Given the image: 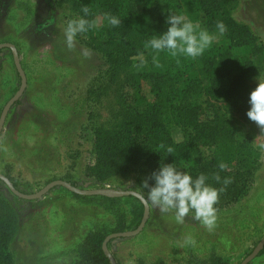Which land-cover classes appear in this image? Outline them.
<instances>
[{
    "label": "rangeland",
    "instance_id": "rangeland-1",
    "mask_svg": "<svg viewBox=\"0 0 264 264\" xmlns=\"http://www.w3.org/2000/svg\"><path fill=\"white\" fill-rule=\"evenodd\" d=\"M116 1L122 6L131 4L130 0ZM210 1L180 0L178 7H171L165 0H140L132 5L134 18L140 15L142 3L146 5L154 20L165 24L161 30L170 26L166 19L172 13L199 23L217 37L202 56L177 63L176 69L190 65L183 71L195 79L189 83L186 100L197 131L174 123L166 129L173 142L195 134L194 153L174 164L178 169L193 179L205 174L209 177L206 183L217 189L224 185L212 178L214 174L219 173L221 180L232 179L215 205L218 227L209 233L191 217L177 225L173 215L161 214L147 204L148 214L137 234L109 240L107 249L115 264H239L264 236V151L257 147L264 143V136L246 115L251 91L264 80V0H230L218 10L248 26L255 36L249 45L239 48L230 47L218 29L206 27ZM83 5L90 8L88 16L81 10ZM100 8L94 0H0V42L14 45L25 76L24 90L8 108L0 131V145L7 148L0 150V173L9 176L22 193L37 191L54 179H73L79 188H128L147 196V190L139 191L129 173L118 178L120 185L104 186H93L92 178L84 174L85 165L93 162V141H101L105 132L112 134L120 126L141 125L136 118L154 101L148 75L151 68L133 67L140 54L129 53L117 66L103 64L96 41L104 37L107 21L102 20L106 12ZM78 17L102 22L100 27L78 34L75 50L69 51L63 44L64 29L70 19ZM83 48L92 51L90 59L81 57ZM208 55L229 72L223 77L221 91L209 97L195 88L190 95L193 85L207 84L198 74L201 59ZM176 59L167 55L162 70ZM236 63L239 66L233 68ZM176 69L162 74L174 77ZM18 85L10 51L2 47L0 110ZM131 111L136 115L130 117ZM220 162L228 168L220 171ZM239 185L246 186L247 192L234 201ZM77 195L54 186L41 197L26 200L0 182V197L9 201L16 216L7 249L10 258L0 264H72L76 245L90 229L112 227L122 219V231L131 230L140 220L142 205L133 196L109 202ZM188 235L195 239V246L181 247ZM246 264H264V248Z\"/></svg>",
    "mask_w": 264,
    "mask_h": 264
},
{
    "label": "trees",
    "instance_id": "trees-1",
    "mask_svg": "<svg viewBox=\"0 0 264 264\" xmlns=\"http://www.w3.org/2000/svg\"><path fill=\"white\" fill-rule=\"evenodd\" d=\"M100 4V10L109 12L121 19V26L110 27L106 23L104 37H100L96 42V50L99 52L102 62L105 65H119L128 59V54H144L147 65L143 68L151 71L148 75L151 78L154 101L136 118V122L143 125L130 123L124 127L120 126L112 134L105 132L101 141H93V162L86 164L84 174L92 178V185L104 186L120 185L121 176L125 174L134 175V185L139 191L145 190L142 182L157 171L163 164H178L181 160L190 158L196 146L195 134L181 142H173L168 135L166 127L169 124H180L189 126L190 130L197 131V124L194 114L189 111V103L186 94L189 86L195 79L183 70H189L190 65L182 64L180 68L177 62L165 67H155L152 62V55L145 50L143 45L149 38L155 35H162L167 30H161L165 24L161 19L154 20L146 5L142 3L139 10L140 15L134 16V5L140 0H130L131 4L122 6L116 0H94ZM180 0H165L168 6L178 7ZM230 0H212L211 9L206 18V27L209 30L217 29L216 24L222 21L227 26V31L222 35L228 45L239 48L250 44L255 37L248 26L238 24L229 16L218 12L226 6ZM156 18V17H155ZM160 21V23H159ZM161 26V27H160ZM159 28V29H157ZM139 35H149L148 38ZM150 38V39H151ZM166 53H161L159 62L162 65L166 58ZM180 63L186 62L187 58L179 57ZM202 66L199 69V76H203L207 84L201 86L200 83L193 85L190 95L195 88L209 97H215L221 91L223 77L229 73L212 55L201 59ZM170 61L167 60L166 63ZM139 63V59H136ZM236 63L235 66H239ZM244 67H238L242 70ZM174 70V77L162 73ZM144 71V70H142ZM128 113V111H127ZM135 112L129 113L130 117L135 116ZM185 123V124H183ZM110 134V135H109ZM174 148L173 154H168L166 149H161L159 145ZM6 176L17 187L11 178ZM128 176V175H127ZM143 176V177H142ZM126 178V177H125ZM130 178V177H129ZM132 178V177H131ZM128 179V178H127ZM72 185H77L73 179L66 180ZM0 182H2L0 180ZM149 183H154L149 180ZM17 189V188H16ZM247 192L244 185H239L234 192V201L239 200ZM80 197H98L109 202H114L117 197H106L101 195H77ZM131 196V195H127ZM145 198V196H143ZM135 200H138L135 198ZM140 203V202H139ZM119 216L122 217V214ZM16 216L9 201L0 197V261L10 258L8 245L15 230ZM122 231V219L112 227L90 229L75 247V257L72 264H109L107 258L101 250V242L108 233ZM109 240L106 242V246ZM264 248V245L263 247ZM7 250V251H5ZM5 252V253H4Z\"/></svg>",
    "mask_w": 264,
    "mask_h": 264
},
{
    "label": "clouds",
    "instance_id": "clouds-1",
    "mask_svg": "<svg viewBox=\"0 0 264 264\" xmlns=\"http://www.w3.org/2000/svg\"><path fill=\"white\" fill-rule=\"evenodd\" d=\"M84 16L90 14V8L87 5L82 6ZM102 20H106L110 27L121 26V19L105 13ZM101 19L88 20L84 17L70 19L64 29L63 44L69 51L76 48V37L78 34L87 33L92 29L100 27ZM166 23L170 25L162 35H155L143 45L144 49L152 55V62L155 67H161L159 56L166 53L172 58L179 57L190 58L195 60L202 56L209 49L214 40L215 35L210 34L207 29H202L199 23H193L187 20L183 15L169 13ZM216 28L220 35L227 31V26L218 21ZM80 55L83 59H90L92 51L87 48L81 49ZM147 65L144 54L141 53L139 63L133 64L137 70H142ZM249 104L250 109L246 115L250 121L254 122L260 130V135L264 136V80H259L256 88L251 91ZM161 149H166L168 154L174 153V148L164 144L159 145ZM259 150L264 151V143L257 145ZM0 150L7 151L6 147L0 145ZM220 171L228 168L224 162L218 165ZM217 183H221L224 187L219 189L206 183L209 179L203 173H200L195 179L186 171L178 169L173 163L163 164L154 171L150 177L142 182V187L147 190L146 202L150 207L156 208L161 214H171L174 216L177 225H183L186 219L198 221L207 232L212 233L218 227V209L215 207L219 203L220 195L227 186L232 183L230 177L221 180L219 173L212 177ZM149 180L154 183H149ZM126 210L131 212V207L126 205ZM196 241L191 236H185L181 247L195 246Z\"/></svg>",
    "mask_w": 264,
    "mask_h": 264
},
{
    "label": "water",
    "instance_id": "water-1",
    "mask_svg": "<svg viewBox=\"0 0 264 264\" xmlns=\"http://www.w3.org/2000/svg\"><path fill=\"white\" fill-rule=\"evenodd\" d=\"M2 47H6L10 51L12 62H13L15 71L19 78V85L16 91L6 100V102L4 103V105L2 106L0 110V131L2 129L3 121H4L8 108L18 99V97L21 95L25 87V76L21 69V66L19 63V57H18V54H17V51L14 45L10 42H0V48ZM0 180L4 183L6 188L12 194L22 199H26V200L37 199L54 186L64 187L65 189L75 194H78V195H101V196H106V197H121V196L131 195L137 198L142 205V213H141L140 220L138 224L136 225V227L131 230H123V231H116V232L108 233L107 235H105V237L103 238L101 242L102 253L107 258L109 264H115V263L107 249L106 242L110 239L129 237V236H133L137 234L141 230L146 220L147 214H148V205H147L145 198L139 192L132 190V189H128V188H125V189L113 188V187L79 188L75 185L70 184V182L68 181H65L62 179H54V180L47 182L37 191L31 192V193H22L18 191L15 187H13L11 181L1 173H0ZM263 245H264V236L261 237L256 242V244L252 247L251 251L247 255H245V257H243V259L239 262V264H246L250 259H252L262 249ZM200 264H211V263L206 262V263H200Z\"/></svg>",
    "mask_w": 264,
    "mask_h": 264
}]
</instances>
